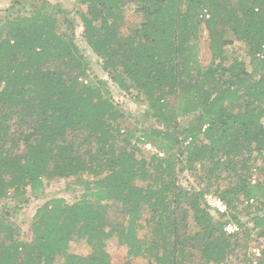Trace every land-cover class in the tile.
Here are the masks:
<instances>
[{
	"label": "trees",
	"instance_id": "16d2710c",
	"mask_svg": "<svg viewBox=\"0 0 264 264\" xmlns=\"http://www.w3.org/2000/svg\"><path fill=\"white\" fill-rule=\"evenodd\" d=\"M79 1L83 39L107 78H90L59 3L13 0L0 17V203H25L53 178L84 189L72 203L43 202L29 241L0 210V264H116L110 239L126 249L122 264H190L193 251L196 264H222L238 247L242 264H264V247L248 244L264 239V0ZM128 5L140 17L124 31ZM229 33L248 61L226 53ZM113 85L137 91L153 124L139 114L122 125ZM184 172L196 184L185 185ZM209 194L226 211L210 207ZM228 223L237 230L227 233ZM73 241L90 253L72 252Z\"/></svg>",
	"mask_w": 264,
	"mask_h": 264
},
{
	"label": "rangeland",
	"instance_id": "374dc122",
	"mask_svg": "<svg viewBox=\"0 0 264 264\" xmlns=\"http://www.w3.org/2000/svg\"><path fill=\"white\" fill-rule=\"evenodd\" d=\"M13 0H0V17L5 15V9H7ZM41 0H35V2H40ZM51 3H59L61 7L65 11H69V17L72 18L74 22L75 28V40L76 43L89 54V64L92 67V71H90L89 76L92 78L93 75L100 76L101 78H107V74L101 70V62L96 61V57L92 55L90 50L88 49L85 40L83 39L82 34V24L79 18V13L85 11V5L81 4L79 0H48ZM134 5H128L125 9V19L126 24H124L123 30L127 31L132 26H135L138 23V18L140 17L134 11ZM225 38L232 39L233 43L228 44L224 47L226 53L229 57H237L242 58L245 61H248V57L246 54V47L243 42L237 41L233 39V35L231 33L226 34ZM200 46L202 47L200 53V59L203 64H208L210 61V53L208 47V33L203 28L200 32ZM112 90V95L115 101H117L122 108L127 112L128 117L125 116L122 125H134L135 118L139 119V114L141 118V122H143V127L148 128L153 121L148 119L146 114V106L144 105L143 98H137V91L131 90V92L123 93L116 86H110ZM188 119H181L182 122ZM137 122V121H135ZM146 150H153L149 144L143 146ZM142 147V148H143ZM257 176L256 174L254 175ZM261 178V176L259 177ZM180 179L185 185L189 186L192 184H196L195 177L189 175L184 172L180 175ZM257 179V177H256ZM46 185L43 189V192L38 196H34L30 192H28L27 198L28 201L25 203H20V199L16 200L12 195H9L7 199L3 200L0 203V210L5 209L10 213V218L17 231V236L21 241H29L31 239V223L32 218L35 213V210L43 204L46 200L50 198H63L65 202L72 203L75 202L84 191L83 187L80 186L79 183L76 182L75 178H53L51 180L45 181ZM225 184V182H223ZM22 200V199H21ZM244 207L243 204H239V208L242 209ZM109 216L119 217V207L112 206L109 208ZM148 214L145 213L143 218L147 217ZM243 220L246 219L247 215L243 213L241 216ZM144 223V221L142 220ZM140 236L149 235V229L143 228L139 230ZM241 242V241H240ZM248 244L251 246L250 251H258L264 247V239L262 240L259 237L253 236ZM70 250L72 252L87 255L90 253V248L84 241H73L70 245ZM106 250L110 254L111 261L116 264H122L126 260V249L124 247H120L116 244L115 239H110L106 242ZM243 250L241 247L236 249V252L231 254L227 261L222 264H242V253ZM194 256L192 257L193 263L196 264L199 262L200 258L198 257V253L193 251ZM133 264H146L145 259L138 258L132 262ZM202 264V263H201Z\"/></svg>",
	"mask_w": 264,
	"mask_h": 264
},
{
	"label": "built area",
	"instance_id": "2783aa9c",
	"mask_svg": "<svg viewBox=\"0 0 264 264\" xmlns=\"http://www.w3.org/2000/svg\"><path fill=\"white\" fill-rule=\"evenodd\" d=\"M205 197H206L207 203L209 204L210 207H212L213 209L220 211V212L226 211L225 204L219 198H217L211 194L206 195ZM236 230H237V227L233 223H228L225 227V231L227 233H232V232H235Z\"/></svg>",
	"mask_w": 264,
	"mask_h": 264
}]
</instances>
